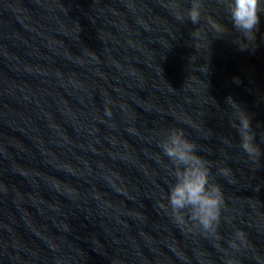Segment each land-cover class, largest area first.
I'll use <instances>...</instances> for the list:
<instances>
[{"label": "water", "instance_id": "1", "mask_svg": "<svg viewBox=\"0 0 264 264\" xmlns=\"http://www.w3.org/2000/svg\"><path fill=\"white\" fill-rule=\"evenodd\" d=\"M2 2L120 263L264 264V15L242 51L217 0H202L197 24L186 16L191 0H178L183 20L173 0ZM228 97L251 117L259 159L240 147ZM171 128L222 190L219 240L161 207L172 177L158 145ZM237 230L247 247L233 250Z\"/></svg>", "mask_w": 264, "mask_h": 264}, {"label": "clouds", "instance_id": "2", "mask_svg": "<svg viewBox=\"0 0 264 264\" xmlns=\"http://www.w3.org/2000/svg\"><path fill=\"white\" fill-rule=\"evenodd\" d=\"M227 12L233 28L239 33L236 43L240 49L246 50L256 39V31L264 15V0H217ZM172 8L178 20L185 19L180 10L178 0H173ZM202 0H191L186 16L193 24L201 20ZM213 31L223 34L222 25L209 21ZM192 35L199 36V33ZM201 72H207V66ZM238 83V78L236 80ZM228 105L234 110L235 120L232 127L237 129L240 136V147L250 159H259L261 151L255 141L256 133L252 129L251 117L231 97L226 98ZM106 114L112 113L106 109ZM238 120V123L236 121ZM228 141L226 140L225 143ZM163 157L167 158L166 169L172 181L166 193V204H162L174 222L183 225L185 221L198 226L203 234L220 239L218 227L221 221V210L224 197L220 186L210 179L209 161L197 154V146L184 134L183 129L171 128L165 131L159 141ZM220 174L226 176L224 169ZM233 250L247 247V240L242 231H235L233 238L228 241ZM219 247V245H217ZM227 253V249H222ZM226 264H235L234 259H228Z\"/></svg>", "mask_w": 264, "mask_h": 264}]
</instances>
